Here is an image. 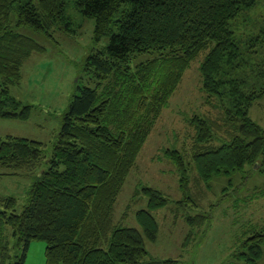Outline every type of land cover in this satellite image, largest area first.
<instances>
[{
  "label": "trees",
  "instance_id": "16d2710c",
  "mask_svg": "<svg viewBox=\"0 0 264 264\" xmlns=\"http://www.w3.org/2000/svg\"><path fill=\"white\" fill-rule=\"evenodd\" d=\"M69 3L94 18L97 40L109 35V42L87 56L94 86L71 99L48 157L40 142L0 137V167L10 175L38 173L20 212L14 198L0 197V264H24L35 239L46 244L45 264H181L147 258L145 240L156 241L159 232L152 212L169 200L161 191L136 189L135 197L147 199L146 209L135 212L139 229L115 222V204L184 72L203 52L202 91L218 115L186 118L195 131L189 160L178 150L163 151L180 189L187 193L189 168L207 187L247 168L264 173V129L249 116L264 95L262 0H0V119L29 118L31 106L10 88L19 84L24 62L44 51L15 29L47 36L62 26L70 31ZM199 219L206 220L186 221L196 227ZM7 227L21 250L15 255ZM263 247L264 227L253 228L233 258L258 264Z\"/></svg>",
  "mask_w": 264,
  "mask_h": 264
},
{
  "label": "rangeland",
  "instance_id": "374dc122",
  "mask_svg": "<svg viewBox=\"0 0 264 264\" xmlns=\"http://www.w3.org/2000/svg\"><path fill=\"white\" fill-rule=\"evenodd\" d=\"M257 10L264 20V0ZM66 13L72 22L68 26L70 31L62 26L47 36L24 26L15 29L42 45L44 51L34 52L24 62L19 84L10 88V93L23 105L31 106L29 118L0 119L1 138L11 135L40 142L44 144L45 157L49 156L71 99L79 88L94 86L85 68L87 56L104 49L109 42V35L96 39L94 18L83 16L70 3ZM204 55L201 53L186 69L138 154L117 198L115 222L139 229L135 212L146 209L147 199L142 195L135 197L134 193L141 185L152 187L169 200L165 207L152 212L159 232L156 241L145 240L147 258H172L181 264H245L236 261L233 253L240 250L253 228L264 227V173L247 168L244 173L214 178L207 187L189 168L184 193L176 167L163 154L165 149L178 150L189 160L195 131L186 118L218 115V109L205 102L202 91L199 65ZM142 59H134L131 65ZM249 116L264 129V95L251 106ZM45 168L44 163L41 169ZM8 173L9 169L0 167V197L14 198L16 211L20 212L38 173ZM188 216H203L206 220L199 219L196 227H191L186 221ZM188 234L191 237L184 245ZM5 235L11 254L20 253L14 247L9 227ZM45 247L42 240L31 241L24 264H45ZM258 264H264V247Z\"/></svg>",
  "mask_w": 264,
  "mask_h": 264
}]
</instances>
